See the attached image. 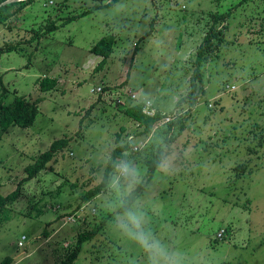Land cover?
Instances as JSON below:
<instances>
[{
    "label": "rangeland",
    "instance_id": "obj_1",
    "mask_svg": "<svg viewBox=\"0 0 264 264\" xmlns=\"http://www.w3.org/2000/svg\"><path fill=\"white\" fill-rule=\"evenodd\" d=\"M110 1L34 0L0 27V51L11 43L24 49L0 54V94L6 87L7 100L16 93L43 98L34 126L0 134V192H15L27 179L26 167L53 142L70 141L21 186L11 220L0 228V263L61 264L76 234L100 224L92 220L97 216L105 226L73 264H147L116 231L121 209L109 208L116 195L108 187L83 206L88 219L78 222L85 218L77 215L83 196L103 182L115 148L128 143L139 147L130 160L143 184L159 148L174 156L172 171L154 172L136 202L182 264H264V0H117L40 44L26 43L33 29ZM62 3L68 4L58 12ZM217 14L226 15L216 24L222 40L196 81V91L204 92L195 107L187 102L178 109L181 98L191 100L196 51ZM106 35L116 39L112 56L83 68ZM48 76L71 81L42 92L38 79ZM99 85L102 91L93 92ZM128 90L175 110L146 134L117 101L122 93L127 103ZM168 115L176 116L165 123Z\"/></svg>",
    "mask_w": 264,
    "mask_h": 264
},
{
    "label": "trees",
    "instance_id": "obj_2",
    "mask_svg": "<svg viewBox=\"0 0 264 264\" xmlns=\"http://www.w3.org/2000/svg\"><path fill=\"white\" fill-rule=\"evenodd\" d=\"M11 1V0H0V5ZM34 0H12L2 6H0V27H9L10 22L23 10L27 9V7L33 3ZM117 0H111L106 5H98L93 7L91 10L85 11L82 14L75 15L72 17H68L64 21H50L45 28L33 29V35L31 38L26 41L27 44H32L33 42L41 43L43 37L48 36L50 33H54L66 24H69L79 17L83 15H88L95 11L98 8L112 6L115 4ZM53 2H51L52 5ZM68 3H62L58 5V12H61L64 8H66ZM215 23L210 28L209 32L205 35L202 44H200L199 48L196 51V76L192 82V92H191V100L187 101L185 98H181L177 107L181 108L185 103L189 102L190 105L195 107L197 105V101L201 95V92H204L202 89L200 91L197 90V79H201V69L202 66L208 62V54L215 51L219 48L218 40L220 39V35L222 31L217 29V25L224 18L226 19V15H214ZM222 40V39H220ZM22 43V42H21ZM116 44V39L113 35H106L102 39H100L92 48L91 53L96 56H101L102 60L100 65L105 63L113 54L114 46ZM21 50L24 49L20 46V43L9 44L6 46V49H2L0 54H8L15 53L20 54ZM38 83L40 85V91L42 92H51L57 89L59 85V79L53 77H43L42 79H38ZM3 94H0V134L7 133L10 129L19 127L22 129H28L34 126L39 114H40V103L43 101L42 97L37 99H31L26 96H19L17 93L14 95L15 97L12 100H7L9 91L4 87ZM196 93L195 95H192ZM125 114L134 122H137L140 127L143 128L146 134H150L157 123H160L165 118V114L159 112L155 117H148L143 114V106L141 104H130L125 110ZM179 121H174L168 126V131H170ZM1 138V137H0ZM264 139V137H263ZM119 141V140H118ZM120 143V142H118ZM70 144V141L66 138H62L56 140L52 143L50 149L35 159L34 163L28 165L26 167L27 179L22 181L20 187L15 191L8 195H4L0 192V228L2 224L11 220L10 207L16 203L20 199L21 195V186L26 182L35 179L43 170H45L58 155L64 149H66ZM119 146V145H118ZM116 147L112 152L111 157L108 160V165L105 171V176L103 182L96 188L89 190L82 198V204L79 206L80 212L77 213L80 217L81 215L85 216L83 220H79L78 222H82L85 219L87 220L86 211L83 210V206L86 205L89 200L97 195H99L103 190H105L108 182V178L113 172V162L118 161L120 159H130L132 152L135 153L134 148L127 143L126 145H121ZM139 151V149H137ZM136 151V152H137ZM166 154L164 151L159 148L156 154V157L148 162L149 169L147 172L146 182L141 183L137 189L131 193L130 202H136L138 197L143 193L144 188L148 187L149 182L153 178L154 172L160 169L159 165L161 163L162 158ZM95 211V210H94ZM76 215V214H75ZM94 215V214H92ZM71 215L70 217H72ZM93 222L101 221L99 225L95 227L89 225L87 228L83 229L80 233L76 234V241L73 245L67 248V255L61 261V264H73L75 260L78 259L79 255L85 250V246L87 243L91 242L97 234L104 228L105 222L99 220V217H92ZM222 239V238H221ZM10 260H5L0 264H8Z\"/></svg>",
    "mask_w": 264,
    "mask_h": 264
},
{
    "label": "clouds",
    "instance_id": "obj_3",
    "mask_svg": "<svg viewBox=\"0 0 264 264\" xmlns=\"http://www.w3.org/2000/svg\"><path fill=\"white\" fill-rule=\"evenodd\" d=\"M129 102L134 104L129 99L125 103L127 107ZM173 160L174 156L166 154L161 160L160 169L170 173ZM141 182V171L134 161L120 159L113 162V172L108 178L107 186L116 195V200L109 204V208L121 209L114 214V227L122 237L144 254L147 264H182L180 255L170 251L151 230L145 210L139 203L130 202L131 193Z\"/></svg>",
    "mask_w": 264,
    "mask_h": 264
},
{
    "label": "built area",
    "instance_id": "obj_4",
    "mask_svg": "<svg viewBox=\"0 0 264 264\" xmlns=\"http://www.w3.org/2000/svg\"><path fill=\"white\" fill-rule=\"evenodd\" d=\"M102 87H98L96 90H93V92H101L102 91ZM127 96H129V99H131L132 102L134 103H138L141 104L143 106V114H145L148 117H155L158 114V109L156 108V106L154 105V103L147 99V98H142L141 95L134 93L131 90H128L126 92ZM122 96L123 94L120 93L119 97L117 99L118 103H120L121 105H125V102L122 100ZM176 115H168V117L165 119V123H168L170 121L173 120L172 117H175ZM137 149H139L138 146H135L134 150L137 151ZM225 232L222 231L221 233H219V238H223L224 237Z\"/></svg>",
    "mask_w": 264,
    "mask_h": 264
},
{
    "label": "crops",
    "instance_id": "obj_5",
    "mask_svg": "<svg viewBox=\"0 0 264 264\" xmlns=\"http://www.w3.org/2000/svg\"><path fill=\"white\" fill-rule=\"evenodd\" d=\"M58 31V30H57ZM95 45V44H94ZM93 45V46H94ZM92 46V47H93ZM90 53H91V49H90ZM102 60V57L101 56H96V55H94V54H90L89 56H88V58H87V60L82 64L83 65V68H85V69H87V70H91V69H93V63L95 64V62H99L100 63V61ZM55 70H57V69H53L52 70V72H54ZM65 71V70H64ZM51 72V73H52ZM67 71H65V73H66ZM54 74V73H53ZM58 75V74H57ZM53 78H57V77H55V76H53ZM57 79H59V85H61V84H64V83H69L71 80L69 79V78H67L66 76H62V77H59V78H57ZM101 83V82H100ZM99 83V84H100ZM103 83H104V81H103ZM106 83V82H105ZM58 85V86H59ZM101 85V84H100ZM99 85V86H100ZM126 88H128V86L126 87ZM137 94H139V93H137ZM143 95V94H142ZM142 98H145V96L143 95L142 96ZM147 99H149V100H151L153 103H154V105L156 106V108L158 109V111L159 112H162L163 114H168V112H170V111H172V110H175V108L174 109H172V110H165V108L163 107H161L159 104H157V102L156 101H154V100H152V99H150V98H148V97H146ZM177 100V99H176ZM128 104H130V102L128 103ZM136 124H137V126L141 129V130H143V128L142 127H140L139 126V124L137 123V122H135Z\"/></svg>",
    "mask_w": 264,
    "mask_h": 264
},
{
    "label": "water",
    "instance_id": "obj_6",
    "mask_svg": "<svg viewBox=\"0 0 264 264\" xmlns=\"http://www.w3.org/2000/svg\"><path fill=\"white\" fill-rule=\"evenodd\" d=\"M17 1H20V0H17ZM8 2H11V1H8ZM8 2H6V3H8ZM6 3H4V4H6ZM4 4H2V5H4ZM2 5H0V6H2Z\"/></svg>",
    "mask_w": 264,
    "mask_h": 264
}]
</instances>
